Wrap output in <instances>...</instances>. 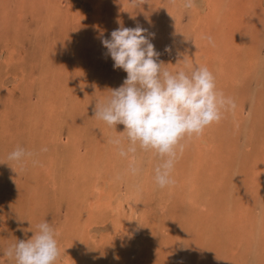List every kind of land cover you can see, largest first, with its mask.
I'll return each instance as SVG.
<instances>
[{"label": "rangeland", "instance_id": "374dc122", "mask_svg": "<svg viewBox=\"0 0 264 264\" xmlns=\"http://www.w3.org/2000/svg\"><path fill=\"white\" fill-rule=\"evenodd\" d=\"M185 3L0 0V264H16L4 252L44 221L56 264H264V0ZM137 26L162 67L206 66L236 104L182 141L164 188L162 158L138 146L120 156L109 140L127 148L125 126L94 112L127 77L101 39ZM17 147L32 156L10 160ZM141 236L144 249L129 248Z\"/></svg>", "mask_w": 264, "mask_h": 264}, {"label": "clouds", "instance_id": "9594fccd", "mask_svg": "<svg viewBox=\"0 0 264 264\" xmlns=\"http://www.w3.org/2000/svg\"><path fill=\"white\" fill-rule=\"evenodd\" d=\"M192 6V0H186L185 7ZM147 31L140 26L120 27L111 32V39H101L114 61L113 67L123 69L127 77L119 88L111 90L106 101L96 103L94 112L110 127L125 126L127 148L120 137L109 140L117 146L120 156L134 157L138 146L162 158L155 169V182L164 188L174 183L171 174L178 153L183 152L182 141L201 135L208 126L218 123L225 111L234 110L236 104L217 90L215 77L206 66L193 68L185 61L187 71L172 72L162 67L163 62H158L160 53ZM207 39L213 42L211 37ZM31 156V152L17 147L8 158L24 162ZM130 167L133 174L138 171L134 158ZM37 229L32 239L20 240L4 255L14 257L16 264H56L60 248L55 230L46 221L39 223Z\"/></svg>", "mask_w": 264, "mask_h": 264}, {"label": "bare ground", "instance_id": "6f19581e", "mask_svg": "<svg viewBox=\"0 0 264 264\" xmlns=\"http://www.w3.org/2000/svg\"><path fill=\"white\" fill-rule=\"evenodd\" d=\"M101 4V3H100ZM123 9V8H122ZM203 13V12H202ZM26 15V14H25ZM47 15V14H46ZM120 17H122V16H120ZM49 18V17H48ZM15 19V18H14ZM52 20V19H51ZM49 29V28H48ZM47 29V30H48ZM50 35V34H49ZM51 38V37H50ZM158 44H161V42H159ZM247 54V53H246ZM92 65V64H91ZM91 94V93H90ZM98 152V151H97ZM102 153V152H101ZM192 159V158H191ZM199 161V160H198ZM73 167V166H72ZM194 169V168H193ZM96 171V170H95ZM99 171V170H98ZM100 172V171H99ZM189 172V171H188ZM195 175V174H194ZM197 175V174H196ZM103 176V175H102ZM123 176V175H122ZM52 177V176H51ZM54 177V176H53ZM124 177V176H123ZM196 177V176H195ZM245 179V178H244ZM102 180V179H101ZM62 181V180H61ZM1 185V184H0ZM58 185V184H57ZM92 185V184H91ZM107 185V184H106ZM142 185V184H141ZM245 185V184H244ZM59 187V186H58ZM188 188V187H187ZM246 188V187H245ZM78 189V188H77ZM144 189V188H143ZM1 190H3V189H1ZM60 191V190H59ZM62 191V190H61ZM247 191V190H246ZM4 192V191H3ZM101 193V192H100ZM109 193V192H108ZM161 193H163V192H161ZM11 195V194H10ZM81 195V194H80ZM135 194L133 193V192H131V194H130V198H136V195L134 196ZM163 195V194H162ZM166 195V194H165ZM18 196V195H17ZM19 196H21V195H19ZM94 196V195H93ZM167 196V195H166ZM25 198V197H24ZM117 198V197H116ZM115 198V199H116ZM143 198V197H142ZM170 198V197H169ZM109 199V198H108ZM119 199V198H118ZM10 200V199H9ZM115 201V200H114ZM118 201V200H117ZM172 203V202H171ZM213 203V202H212ZM251 203V202H250ZM65 204V203H64ZM91 204V203H90ZM122 204V199H120L119 200V205H121ZM155 204V203H154ZM219 204V203H218ZM8 206V205H7ZM154 207V206H153ZM160 207V206H159ZM162 207V206H161ZM165 207V206H164ZM120 209V208H119ZM45 211V210H44ZM47 212V211H46ZM45 212V213H46ZM125 212V211H124ZM165 212V211H164ZM126 213V212H125ZM96 214H98V213H96ZM123 214V213H122ZM143 214V213H142ZM42 215V214H41ZM144 215V214H143ZM51 217V216H50ZM116 217V216H115ZM128 217V216H127ZM130 217V216H129ZM54 218V217H53ZM72 218V217H71ZM146 220V219H145ZM146 222H147V220H146ZM87 223V222H86ZM148 223V222H147ZM123 225V224H122ZM154 226V225H153ZM253 226V225H252ZM122 227V226H121ZM124 227V226H123ZM204 227V226H203ZM197 228V227H196ZM263 228V227H262ZM146 230V229H145ZM127 231V230H126ZM264 231V230H263ZM83 232V231H82ZM128 232V231H127ZM132 232H133V234H140L141 232H142V230H141V228L138 226V225H135L134 227H133V230H132ZM28 233V232H27ZM86 233V232H85ZM177 233H179V232H177ZM25 234V233H24ZM79 234V233H78ZM111 234H112V232H111ZM171 235V234H170ZM178 235V234H177ZM85 236H86V234H85ZM11 237V236H10ZM113 237V236H112ZM183 237H185V236H183ZM191 237V236H190ZM24 238V237H23ZM141 238H143V239H140V238H136V239H134V241H133V244H130V245H132V246H130L129 248H131V247H135V248H138V247H140V248H143L144 246H145V243H147L146 242V240H145V238H144V236H141ZM182 238V237H181ZM25 239V238H24ZM133 239V238H132ZM91 240V239H90ZM143 240H145V241H143ZM145 242V243H144ZM153 242V241H152ZM241 242V241H240ZM67 243V242H66ZM154 243V242H153ZM195 243V242H194ZM86 244V243H85ZM148 244V243H147ZM64 245V244H63ZM241 247V246H240ZM68 248V247H67ZM144 249V248H143ZM146 249V248H145ZM149 253L150 254H152V255H154V258H158V259H160V255H156L155 256V253L154 252H151V251H149ZM100 255V254H99ZM141 257V256H140ZM178 257V256H177ZM79 258V257H78ZM176 259V258H175ZM80 260V259H79ZM65 262V261H64ZM73 262V261H72ZM69 263V262H68ZM92 263V262H91Z\"/></svg>", "mask_w": 264, "mask_h": 264}]
</instances>
